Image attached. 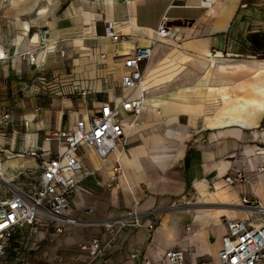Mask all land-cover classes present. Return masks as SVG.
Returning a JSON list of instances; mask_svg holds the SVG:
<instances>
[{
	"label": "crops",
	"instance_id": "1",
	"mask_svg": "<svg viewBox=\"0 0 264 264\" xmlns=\"http://www.w3.org/2000/svg\"><path fill=\"white\" fill-rule=\"evenodd\" d=\"M114 1V19L110 22L123 33L124 39L108 40L107 50L98 53L104 61L90 60L85 70L96 71V76H83L76 69V79L71 80L96 88L108 87V92L103 93L107 98L103 100V94L90 93L84 103L75 108L77 112L84 114L108 98L127 94V91L116 90L123 74L117 57L129 52H122L117 45L119 42L132 40L130 50L147 46L143 42L150 41V36L139 30L158 29L163 16L171 23L184 22L188 26L174 25L172 40L156 42L151 58L142 66L145 70L143 88L149 91L145 105L151 104L155 111H143L134 131H128L124 150L117 148L121 152L123 174L114 177V162L110 172L100 170L98 165L105 166L95 153L90 149L81 151L83 164L92 172L83 181L75 202L74 214L84 224L71 235L56 239L45 250L52 255L68 254L74 261L80 255L79 243L93 238L105 239L103 229L98 226L100 221L120 219L131 213L139 216L140 224L134 225L129 220L131 225L126 227L124 238L116 241L113 250L107 253L106 257L114 264H141L144 255H155L158 259L177 245L194 254L199 264L216 263L221 239L226 233L223 215L216 216L213 212L198 219V214L227 210L231 219H243L236 215L247 216L243 209L236 207L242 197L253 195L264 203V72L257 75L258 70L264 68V0L231 1L217 17L203 8L205 0H136L131 11L123 0ZM35 2L47 10V25L41 20L33 23L39 10L29 11V8ZM92 2L52 0L49 4L47 0H0V46L5 52V57L0 58V113L11 114L13 120L18 116L21 123L20 128L14 122L0 124V132L8 135L9 143L13 138L21 147L28 139V143L36 147L41 144L46 130L65 129L69 123L73 124L69 113L66 120L63 113V118L58 116L54 127L51 125L44 108L36 102L40 92L47 90L41 85L45 83L36 77L39 84H32L30 75L52 72L59 95L71 91L69 80L64 79L68 71L66 62L72 60L75 65L73 59L77 56L71 40L84 34V13L91 12ZM96 6L103 17L94 25V39L87 41L94 51L101 45L96 37L105 35L109 22L104 18L101 3L96 1ZM73 8L78 12L69 15ZM132 17L138 25L135 30L124 27ZM28 21L31 27L27 37L33 38L40 28L47 26L49 37L57 40L60 57L50 56L43 69L29 64L25 55L28 50L21 51L13 43L19 34L26 33L25 22ZM197 44L210 51V60L222 57L216 60L214 67L211 63L207 72L200 63L204 59L195 47ZM109 53L114 66L106 61ZM30 85L35 97L28 108L19 94ZM210 89L219 91L210 93ZM75 97L77 95L70 98L72 103ZM150 99L156 101L149 103ZM17 109L23 113L18 114ZM28 113H33L37 122L29 124L27 131L24 122L28 120ZM129 120L132 122L134 117ZM39 121L42 133L35 131ZM37 164L35 159H16L7 166L14 175ZM242 170L249 177L247 181L233 187L225 184V177ZM214 194H220L218 200ZM160 210L164 211V216L159 227L151 231V214ZM186 226L192 227L191 234L185 233ZM132 248L140 253V258L134 261L130 260Z\"/></svg>",
	"mask_w": 264,
	"mask_h": 264
},
{
	"label": "built area",
	"instance_id": "2",
	"mask_svg": "<svg viewBox=\"0 0 264 264\" xmlns=\"http://www.w3.org/2000/svg\"><path fill=\"white\" fill-rule=\"evenodd\" d=\"M133 3L136 0H123ZM108 37L114 42L124 39L115 24L108 23ZM42 40L49 36L48 27L40 28ZM172 36L171 21L163 16L156 31L150 37L151 44L137 46L117 58L123 69L117 89L126 95L108 98L97 107L85 112L73 127L46 130L39 146L26 144L18 147L15 140L7 141L8 135L0 132V264H114L106 257L114 243L125 236L131 225L140 224L137 214L127 213L120 219H106L98 226L103 229L105 239L93 238L78 244L80 252L74 261L68 254L52 255L46 247L56 239L71 235L84 221L74 214L75 202L83 181L92 172L83 164L81 151L92 150L101 160L117 148L127 145L129 124H136L143 113L149 91L143 88L145 70L143 64L151 58L154 43ZM29 53L26 54L28 57ZM33 61V60H32ZM31 65H33L31 63ZM143 88L140 97L136 91ZM90 93L103 94L108 87L96 88L74 82L71 95ZM130 117H134L131 122ZM12 115L0 113V124H12ZM26 130L30 121L24 122ZM28 132H26L27 134ZM11 138V135H10ZM16 159H35L34 168H25L12 175L7 163ZM114 177L123 174L120 160L114 161ZM242 170L223 179L231 187L247 181ZM237 208L247 216L243 219L223 217L226 233L221 239L218 261L204 264H264V203L253 195L241 198ZM88 212V211H87ZM154 227L149 224V229ZM192 227L186 226L185 233L191 234ZM191 257L189 261L188 258ZM140 258L137 249H131L130 260ZM141 264H199L194 254L180 245L169 248L161 258L144 255Z\"/></svg>",
	"mask_w": 264,
	"mask_h": 264
},
{
	"label": "bare ground",
	"instance_id": "3",
	"mask_svg": "<svg viewBox=\"0 0 264 264\" xmlns=\"http://www.w3.org/2000/svg\"><path fill=\"white\" fill-rule=\"evenodd\" d=\"M51 1L52 0H47V3L50 4ZM96 1H98V3H101V6L103 7L104 13H105L104 18L109 20V22H107V23H112L110 21H113V19H114L116 2L114 0H93L91 12L87 11V12L84 13L85 17H86V25L84 27V34L82 36L75 37L74 39L71 40V43H72L73 47L75 48V54L79 53V56H76L73 59L74 62H75V66H77V71H78L79 74L83 73L82 74L83 76L86 75L88 77L96 76V71L85 70L87 67L90 66V60L92 58H94V59L99 60L100 62L104 61V58L100 57L98 53L100 51L101 52H105L107 50V47H108L107 42L109 40L108 30H107L108 26H107V23H106V33H105V35L96 37L101 43L100 47L98 49L94 48L95 49V51H94L87 44V41L89 39H94V36L96 35L95 34L94 25H96V22L101 17H103L102 13L100 14L97 11L98 7L96 6ZM231 1H234V0H205L204 3H203V6H204L203 8L207 9L209 15L217 17L218 14ZM125 3H126V6L129 9V11H131L133 9L132 3H127V2H125ZM37 5H39L38 2H35L29 8V11L35 10V12H37L39 10L37 17L34 18L35 20H33V23L34 24L35 23H39L40 20H41V23L43 22V23H45L47 25V23H48V19L46 17L47 10L45 9V7H43V6L39 7ZM35 7H36V9H35ZM172 9H174V8H172ZM77 12H78V9L73 8L72 10L71 9L69 10L68 14L71 15V14H75ZM25 26H26V29H27L26 33L19 34L17 38H14L13 43H15L18 46L17 49H20L21 51L28 50V51H26L25 55L27 53H29V55L27 57V61H28L29 64L32 63L33 65H36L37 68H42L43 69L45 63L47 62V60H48V58L50 56L51 57L52 56L56 57V55H58V58L60 57L59 56L60 54L57 52V40L55 38L49 37L50 36V30H49V36H48L47 40H45L46 44L44 46H42L43 40H42V36H41L40 32H36L33 38L27 37V36H29L28 31H30V27H31L30 21L25 22ZM124 27L125 28L126 27L127 28L130 27L133 30L137 29L138 25H137L136 19L133 18V17L130 18V20H128V21H126L124 23ZM174 29L175 28L173 27L172 28V32H173ZM139 31L143 35H148V36L153 38V37H156L157 29L155 30L154 28H151V29L149 28V29H146V30H139ZM162 40L170 41V40H172V38H166V39H162ZM24 41H26V42H24ZM143 43L149 45L152 42L145 41ZM117 45H118V47L122 48V50H121L122 52H127V51H130V48L133 47V41L131 40L130 42H126V43L119 42ZM154 45H155V43H154ZM195 47L199 50L201 57L204 59L203 61H200V63L205 66L206 72H207V69L210 67L211 63H212V67H214L216 60H219V59L222 58L221 56L217 57V58L213 57V59L210 60L208 58L209 55H210V51L207 48H203L201 46V44L200 45L197 44V46H195ZM94 52H96V54ZM4 57H5V52H4L3 48L0 46V58H4ZM19 59H21V58H19ZM106 61L109 62L110 66H114L115 62L113 60V56H112L111 53H109V58ZM261 72H264V68H260L258 70V72H257V75L261 74ZM84 86H86V83L84 84ZM219 89H217V90L216 89H210V93H215V92L219 91ZM142 93H143V88L139 89V92L136 91L135 97H140L142 95ZM223 97H224V99H226V95L225 94H223ZM155 101H156V99H150L148 102L149 103H154ZM220 102H221V100H220ZM62 105H63V108H71L72 107V101L69 98L68 99L65 98L62 101ZM144 111H146L147 113H152L153 111H155V109H154V107L151 104H146L144 106ZM63 113H64L63 111L59 112V118L62 117ZM70 114H71V117L74 119V122H73V124L69 123V128L73 129L76 121L78 119L82 118L84 114L81 113V112H77V111H74V112L70 111ZM35 118H36V116L33 113H28L27 114V119L30 121V124H33V122L35 121ZM47 120H48V118H47ZM128 126H129V133H131V132L134 131V129L136 127V124L130 123ZM115 160H120L121 161V152L118 149H115L105 159H101L100 163L103 164L105 166V168H102L100 165H98V168L100 170H103V171H105V170L107 171L108 170L110 172L112 164H113V162ZM214 195H215L216 199L218 200L219 197H220V194H214ZM240 204H241V202H240ZM216 211H218V212H216ZM213 212H215L214 214L216 216L222 214L223 217L227 216L230 219L232 218L231 215H230V212H228L227 210H213L211 212L199 213L197 218L198 219L200 217L203 218L205 214L213 213ZM236 215H240L241 218L246 217V214H244V213H237Z\"/></svg>",
	"mask_w": 264,
	"mask_h": 264
},
{
	"label": "rangeland",
	"instance_id": "4",
	"mask_svg": "<svg viewBox=\"0 0 264 264\" xmlns=\"http://www.w3.org/2000/svg\"><path fill=\"white\" fill-rule=\"evenodd\" d=\"M63 11L64 12L66 11V7L63 8ZM174 25H176V26H188V23H184V22L171 23L172 27ZM45 44H46L45 41H43L42 42V46H44ZM69 50H70V48H69ZM77 56H79V53H77ZM71 61H67L66 62L68 71H67V73L64 72V74L66 73L64 75V79L69 80L67 82L68 85H69L68 87H73V82L74 81H71V80L76 79L75 78L76 75L74 73L76 72L77 67ZM40 69H42V68H40ZM74 69H75V71H74ZM30 71H29V73H31ZM32 73L30 75V77L32 78L30 80V82L32 84H34V83L39 84V81L35 80L36 77L42 78L41 81H43L45 83V85L44 84H41V85L45 86L47 90H45V91L42 90L40 92V95L38 96L36 102H37V105L39 107L44 108L45 113L47 115V118L49 116L50 121H51V125L53 127H54V125L56 123V120H57V117L59 116V112L60 111H63L65 113L64 114V118H65L64 120H66L68 113H69V117L71 116L70 111L74 112V111L78 110V109H75V108L79 107L81 104L84 103V99H86V98L82 97V94L77 92V94H76L77 97L72 98V100L75 101L77 104L74 102V103H72L73 107H71V108H63L62 101L65 98H67V99L69 98L70 99L72 97L71 93L69 92V93H66L64 95H59V88L54 87V85L57 84V83H54V80H55L56 77L54 76V74L52 72H48L46 74H44V72H41V73L34 72L33 74ZM43 78H45V79H43ZM57 78H59V77H57ZM116 90H118V89L116 88ZM32 91H33V86L30 85L29 89L22 90L21 93L19 94L20 98H22V100L25 102L26 107H28V108L31 107V101L30 100L33 97H35L34 96L35 93H33ZM103 95H104V97L102 99L105 100V98H107V94H103ZM15 112H17L18 114H22L23 110H20V109L18 110L17 109ZM15 117L16 118H14V120H12V123L14 122L13 124L15 126L19 127L20 126L19 124H21V123L18 120V116H15ZM35 122H37V121H35ZM38 126H40V128ZM41 129H42V125H41V122L39 121L37 123V125H36L35 131H37L39 133H42V132H40ZM163 216H164V211H161V210L157 211L156 213H152L151 214L149 224L151 223V224L154 225V227L152 229H150L151 231H155L159 227Z\"/></svg>",
	"mask_w": 264,
	"mask_h": 264
}]
</instances>
